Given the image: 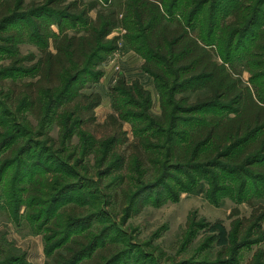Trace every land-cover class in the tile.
<instances>
[{
	"label": "rangeland",
	"instance_id": "374dc122",
	"mask_svg": "<svg viewBox=\"0 0 264 264\" xmlns=\"http://www.w3.org/2000/svg\"><path fill=\"white\" fill-rule=\"evenodd\" d=\"M73 1L87 4L94 0H23L22 5L19 0L16 6L15 0H0V264L50 263L54 254L62 252L66 245L51 254L47 252L53 243L64 239V236H48L50 226L57 228L53 223L59 222L60 214H64L61 220L64 227L67 226L64 231L71 232L73 237L86 234L91 241L99 239L98 248L106 247L109 260L121 254L117 262L111 264H264L261 233L257 227L249 230L250 225L244 221L252 214L261 216L262 221L256 223L264 228V187L251 178L245 179L240 172L216 166L214 157H208L210 162L205 164L166 159L168 145L156 140L151 142L161 148L151 147L146 153L142 150V160L136 163L130 158L134 149L129 143L136 138L130 123L124 125L129 142L116 145L112 152L123 154L127 159L123 162L109 160L107 165H102L95 154H89L92 144L88 145L80 130L63 144L58 126L42 129L32 112L22 106L19 108L17 99L24 83L35 81L27 72L35 63L31 58L41 55V42L32 32L36 31L35 23L46 19L51 29L59 32L56 21L61 20L73 32L69 19L63 18L66 14L58 12L66 10ZM96 1L102 3V0ZM191 1L167 0L171 5L169 22L173 24L176 19L186 25L192 20L194 33L210 38L212 47L209 48L214 58L222 63V58L228 57L236 64L239 73L236 74H241L245 85L253 86L247 59L264 32V0H213L204 4L199 12ZM212 3L217 7L215 21ZM242 6L247 24L237 26L235 31L227 29L239 22L234 12ZM89 16L94 19L97 12L93 10ZM76 28L83 29L84 25L79 23ZM124 32L118 28L110 37ZM226 37H231L233 43L229 52ZM49 43L48 49L55 52L53 41ZM123 46L121 41V49L111 54L118 57L119 62L126 53L134 51H122ZM115 69L118 77L107 84V88L99 84L103 76L94 84L93 90L100 92L103 100L95 109V119L86 120L81 128L98 140L114 132L113 125L106 126L107 117L113 112L109 91L125 76L118 61ZM199 92L179 93L177 99L189 96L191 104ZM7 95H12L11 99ZM227 112L180 113L198 119L180 124L172 151L186 156L189 151H180L178 147L187 145L184 143L190 132L202 124L199 118ZM149 113L161 115L160 95L159 99L152 96ZM152 133L154 130L146 135ZM6 140L10 141L3 146ZM16 143L21 144L23 153L12 155ZM234 155L222 158L220 164L230 165ZM58 159L65 165L59 164ZM39 165L53 172L45 173ZM59 175L63 183L60 188L53 183ZM39 177L38 187L44 196H41V204H36L28 187ZM244 180L246 187L242 184Z\"/></svg>",
	"mask_w": 264,
	"mask_h": 264
},
{
	"label": "trees",
	"instance_id": "16d2710c",
	"mask_svg": "<svg viewBox=\"0 0 264 264\" xmlns=\"http://www.w3.org/2000/svg\"><path fill=\"white\" fill-rule=\"evenodd\" d=\"M209 1L213 0H192L191 3L199 12ZM16 3L19 0H15V6ZM22 4L23 0H20ZM212 7L214 14L210 12V15L213 14L215 21L216 4L212 3ZM243 9L242 6L234 12L239 22L227 29L235 31L237 26L247 24ZM93 10L97 12L94 19L89 16ZM170 11L171 5L167 0H102V3L94 0L87 4L73 1L67 5L66 10L58 11L66 14L63 18L69 19L68 24L73 26V32L61 20L56 21L59 32L51 29L50 21H37L36 31L32 32L36 40L41 42V55L39 58H31L35 63L27 72L35 81L24 83L22 94L17 99L19 108L22 106L32 112L42 129L50 125L58 126L63 144L68 143L74 133L80 130L82 133L79 134L87 138L88 145L92 144L89 154H95L102 165H107L109 160L123 162L127 159L123 154L112 152L116 145L129 142L124 125L130 123L136 135L135 140L129 143L134 149L130 158L136 163L142 160V150L146 153V149L151 147L161 148V145L151 142L156 140L168 145L166 159L205 164L210 162L208 157H214L216 166L233 173L240 172L245 179L251 178L264 187V32L253 45L247 59L254 82L250 87L245 85L241 74H236V64L231 63L228 57L223 55L222 63L214 58L209 48L212 47L210 38L195 34L191 28L192 20L186 25L176 19L173 24L169 22L167 16L171 14ZM213 19L210 18V22ZM79 23L84 25L83 29L76 28ZM118 28H122L124 34L110 37ZM50 40L53 41L55 52L48 49ZM121 41L124 43L122 51L134 50L145 59L143 70L155 79L162 113L158 116L149 113L152 95L138 80L128 84L125 78H121L109 91L113 112L107 117L106 126L113 125L114 132L98 140L92 133L82 131L81 128L86 120L95 119V109L101 105L103 97L100 92L93 90V86L103 76V63L113 52L121 49ZM225 45L229 52L233 47L231 37L225 38ZM202 90L204 94L200 93ZM183 92L199 93L194 103L190 104L189 96L177 99V95ZM7 96L11 99L12 95ZM212 110L228 112L199 118L202 124L190 132L184 143L188 147H178L180 151L187 149L188 154L184 156L174 153L173 142L175 139L176 144L175 134L180 124L198 119L194 116L184 117L180 113L197 114ZM153 130V135H146ZM159 134L167 137L162 138ZM9 141L6 140L3 146H7ZM16 144L11 151L22 154L21 144ZM233 153L235 155L230 159L231 164L223 167L221 159ZM57 162L65 165L62 159ZM39 167L44 168L45 173L53 172L47 166ZM39 180L40 177L28 187L29 195L36 204H41V196H44L38 187ZM61 180L60 175L53 179L54 185L62 187ZM243 183L246 187V181ZM63 216L60 214L59 222L53 223L59 229L50 226L48 236H64V239L58 244L53 243L47 252L51 254L66 245L62 252L54 254L48 264L117 262L121 254L107 259L106 247L98 248L101 244V241H97L99 239L91 241L86 234L73 237L71 232L64 231L67 226L64 227L61 220ZM244 221L250 225L249 230L254 227L259 229L262 242L264 228L256 223L261 222L262 217L252 214Z\"/></svg>",
	"mask_w": 264,
	"mask_h": 264
},
{
	"label": "crops",
	"instance_id": "0c3cea01",
	"mask_svg": "<svg viewBox=\"0 0 264 264\" xmlns=\"http://www.w3.org/2000/svg\"><path fill=\"white\" fill-rule=\"evenodd\" d=\"M116 61H118L120 65V69H121L120 71L125 74V76L123 77L125 78L128 84H131L134 81L138 80L141 83V85L144 86L145 89L151 92V95L153 97L158 96L159 99V94L156 87L155 79L150 74H148L143 70L144 59L139 53L135 51L126 53L125 56L121 57L120 62L118 57L116 58L113 57V55H110L108 57L107 63L106 62H104L105 64L103 63L102 67L105 68V74L103 75V79H101V82L99 84L101 83L105 84V88H107L106 86L107 84H109L110 82H115V78L118 77L116 76L117 72L115 73Z\"/></svg>",
	"mask_w": 264,
	"mask_h": 264
}]
</instances>
